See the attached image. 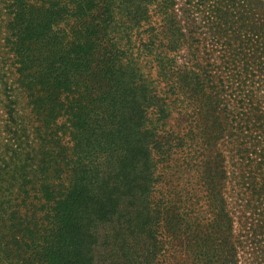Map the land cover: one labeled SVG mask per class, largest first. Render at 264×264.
Listing matches in <instances>:
<instances>
[{"label": "trees", "instance_id": "obj_1", "mask_svg": "<svg viewBox=\"0 0 264 264\" xmlns=\"http://www.w3.org/2000/svg\"><path fill=\"white\" fill-rule=\"evenodd\" d=\"M187 1L0 0V264H240L234 211L264 232V0ZM206 7L234 51L223 94L197 52ZM222 95L206 189L223 215L205 232L179 206L175 226L193 127L177 120Z\"/></svg>", "mask_w": 264, "mask_h": 264}, {"label": "rangeland", "instance_id": "obj_2", "mask_svg": "<svg viewBox=\"0 0 264 264\" xmlns=\"http://www.w3.org/2000/svg\"><path fill=\"white\" fill-rule=\"evenodd\" d=\"M207 1V0H206ZM187 0H177V4L174 9L177 14L182 13L179 10L186 6ZM212 0H209L206 5L212 4ZM203 4V5H204ZM206 13H203V18L201 14L196 19L198 22V27H201L199 30L198 36V46L197 52L201 60L205 63V70L208 75H213L217 79L218 88H215L214 91L223 94V60L230 58V55H233L234 51H230L227 48L226 43H224L223 38V27H217V22L212 18H206L204 16H211L209 11V7L205 9ZM193 13V11H192ZM178 14V15H179ZM187 17L181 19V23L185 24ZM188 51H182L180 54V58L182 60L186 59ZM232 57V56H231ZM205 74V73H204ZM209 100V99H208ZM214 107H216V111L214 112ZM188 115H184V117L178 116L177 121H189L192 122V151L191 157H189L191 172L185 173V178L174 179L173 189L174 192L172 194H168L165 198L167 201H170V206L175 208H171L172 214L170 217L177 215L182 211L179 206L188 205L190 211V222L193 228H199L206 232V229L213 228V220L219 218V216L223 215V202L221 201H210L207 197V181L209 178V173L214 174L217 171L216 177L217 180H221L223 183V161L221 157H215L212 151L211 138H213L212 126L213 122L216 120L217 123H223V95L217 103L212 104L210 101L203 102H191L186 103V111ZM187 124V123H186ZM220 135V134H219ZM223 133H221L219 137V147L223 148ZM218 150V148H217ZM173 175V171L171 172ZM219 175V176H218ZM176 176H174L175 178ZM178 180H184L186 183L189 180L190 186L192 188L190 195L187 197L190 199L187 203L185 200L179 202L178 196H175V191L181 190V184H178ZM170 186L167 185V188ZM186 194V192H183ZM174 194V195H173ZM185 198V199H187ZM178 201V202H177ZM236 210H239L240 206H238L234 201H229ZM173 209V210H172ZM234 217V229L236 238L239 239L243 243L240 264H264V232H254L251 228H254L253 225L256 224L257 216L253 212H247L246 214V223H241V211H234L232 214ZM181 216V215H180ZM178 222V215L174 220V224ZM260 228V227H257ZM203 242H205V246L209 247V241H207V237L205 233L203 235ZM145 247L148 246L149 241L145 239V242H141ZM111 259H103L101 258L98 263L100 264H110Z\"/></svg>", "mask_w": 264, "mask_h": 264}]
</instances>
